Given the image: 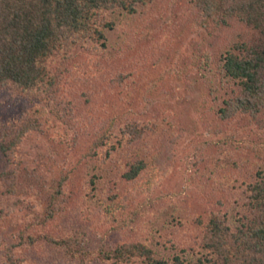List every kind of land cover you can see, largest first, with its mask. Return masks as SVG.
<instances>
[{
  "label": "trees",
  "instance_id": "16d2710c",
  "mask_svg": "<svg viewBox=\"0 0 264 264\" xmlns=\"http://www.w3.org/2000/svg\"><path fill=\"white\" fill-rule=\"evenodd\" d=\"M157 2L0 0V92L16 100L13 107L29 100L36 109L34 115L41 116L38 126H47L48 133H69L77 147L88 143L84 150L87 161L100 158V153L108 157L106 161L112 155L123 158L119 162L124 169L122 178L133 188L127 199L135 201L143 196L148 204L154 201L153 194L170 171L172 149L179 141L173 137L162 139L165 134L161 123L155 120L153 124H143L145 113L133 110L140 98L137 87H152L146 81L149 62L139 63L130 55L125 59L120 72L123 83L116 82L118 86L111 93L115 98L109 118L101 115L109 112L92 105L95 99L88 98L81 106L69 96H78L73 84L87 82L84 71L93 70L99 77L106 75L104 65L90 59V54L102 59L126 54L131 39L141 30L133 20L142 13L147 15V9L154 8ZM167 2L173 5L174 13L177 10L180 15L183 8L188 12L180 20L188 36L193 35V30L201 31L217 42L215 54L205 51L182 67L183 61L177 60L168 68V74L161 76L163 81L175 77L194 84L192 75L203 70L215 76L221 87L222 106L205 110L212 114L211 119L206 114L201 116L208 138L191 150L186 170L192 169V176L209 173L225 198L242 196L227 202L228 207L215 197L212 211L205 209L191 217L180 212L171 217L164 230L154 225L134 230L132 224L147 211L142 208L146 204L141 203L137 206L140 210L129 218L123 220L122 212L113 221L119 231L138 232L137 241L112 244L102 240L91 249V236L86 231L74 230L69 224L63 228L62 218L72 209L66 187L73 172L63 171L54 183L49 182L50 171L11 167L0 172V187H5L9 198L5 201H12L13 207L22 206V198L17 197L34 201L24 206V225L14 245L18 255L8 252L5 264H264V0ZM112 31L129 38L125 48L110 46L106 32ZM203 42L209 43L206 38ZM95 78V74L89 76V80ZM142 98L147 105L150 97L147 99L144 93ZM48 105L47 119L52 118L54 123L45 122L40 112L45 113ZM25 113L29 116V111ZM148 137L157 139L155 154L142 144ZM10 139L11 132L0 129L3 155L14 149L12 144L6 146ZM73 139H77L76 143ZM90 186L97 188L98 184L91 180ZM95 199L102 200L98 196ZM85 205L86 209L92 207ZM44 244L55 251L54 257L38 255ZM158 247L174 254L163 256Z\"/></svg>",
  "mask_w": 264,
  "mask_h": 264
},
{
  "label": "rangeland",
  "instance_id": "374dc122",
  "mask_svg": "<svg viewBox=\"0 0 264 264\" xmlns=\"http://www.w3.org/2000/svg\"><path fill=\"white\" fill-rule=\"evenodd\" d=\"M167 1L158 0L154 8L147 9V15H144L145 13L135 15L133 23L136 27L140 26L141 30L131 39V44H128L129 38L122 35V32H106L110 46L120 50L128 44L130 50H126V54L120 55V57L115 56L108 59L90 54V59H96L100 65H104L106 75L102 74V77H99L98 72L84 71L85 75L88 74L87 82L84 83L85 80H82V82L72 85L77 89L78 96L75 98L78 99L75 100L74 93L69 96L73 102L75 101L81 106L88 98L95 99L92 105L102 109V112H109L101 113L102 116L104 115L103 118H109L112 114L110 104L115 98V94L113 96L111 93L115 92V88L118 86L116 82L123 83L120 72L123 69V62L127 61L125 59L130 55L135 56L139 63L149 62L146 81L152 84V87L150 85L148 86L150 88L147 89L145 87L138 89L137 87L136 91L140 93V98L138 104L135 105L137 108L133 110L145 113L143 124H153L155 120L161 123L165 134V138L162 139L171 140L170 138L173 137L179 140L177 145L172 147L174 155L172 156L173 160L169 163L170 171L153 194L154 201L151 204H148L149 202L143 196L136 197L135 201L127 199L130 196L129 191L133 192V188L127 185V182L122 178L124 169L119 162L123 158L118 159L112 155L106 161L104 158L108 157L100 153L98 155L100 158L87 161L84 159L86 157L84 150L88 147V143L81 146L78 144L79 147H77V145H73V135H69V133L63 132L62 136L48 133L47 126H38L41 116L34 115L36 109H33L34 106L30 105L29 100H24L18 105L15 103L16 106L13 107L12 104L16 100L11 99L9 94L0 92V129H7L11 132V139L7 141L6 146L14 145V149L8 153L9 155H3L0 150V172L11 167H19V170L28 168L29 171H50L49 182L55 183L63 171H72L71 179L67 181L69 186L66 187L69 189L67 199H69V206L72 209L62 218L63 228L64 224H69L74 230L86 231L91 236L89 242L91 249H95L102 240L112 244L137 241L139 239L138 232L119 231L113 221L118 220L117 218L122 212L123 220L129 218L132 212L140 210L137 206L141 203L146 204L142 208H147V211L143 212L141 217L132 224V227L135 226L134 230H138L142 225H145L144 228L147 229L154 225L156 229L164 230L171 217H176L180 212L191 217V214H197L205 209L212 211L215 197L221 198L223 204L228 207L227 202L242 196L236 194L227 197V199L219 194L218 184L209 173L203 172L199 176H192L194 175L192 169L186 170V158L191 150L195 146L204 144L208 138L201 116L206 114L205 110L212 106L214 108L222 106L221 87L215 76L203 70L194 72L192 75L196 79L194 84H189V81H179L175 77L163 81L161 76L167 75L168 68L172 65L175 66L177 60L183 61V64H180L182 67L186 62L190 63L193 57L203 54L205 51L215 54L217 42L215 39L214 41L209 36L203 35L201 31L193 30V35L188 36L184 32L186 25L183 26L180 21L188 12H185V8H183V11L180 9V15L177 10L174 13L173 5H169ZM184 20L186 23L187 19ZM203 37L208 40L211 47L204 44ZM161 41L163 43L158 44ZM159 45L160 47H158ZM190 56L192 57L190 58ZM93 68L96 69L97 66ZM92 74H95L96 78L89 80V76ZM189 85L193 86L191 87L193 90ZM157 89L159 92H156ZM144 93H146L147 99L150 97L147 105H145V99L142 98ZM207 98L209 101L206 102ZM214 98H218L216 102H214ZM41 104L43 106V103ZM48 106L45 113L41 109L40 112L45 116L43 119L45 122L54 123L52 118L47 119L51 105ZM26 111H29V116L25 113ZM206 117L211 119L212 114L207 113ZM28 118L32 120L26 123L25 120ZM73 140L76 143L77 139ZM156 140L154 137H148L142 144L146 146V149L151 147L155 154L158 152L156 151ZM102 159L105 161L102 162ZM91 180L98 184L97 188L90 186ZM118 186H122V189ZM126 188L128 190H125ZM1 191L4 196L0 195V204L2 205L0 206V264H5L8 260L6 257L8 252L15 256L18 255L14 245L18 240V232L24 225L26 213L24 206L34 200L31 201L28 197H17V200L22 198V206L13 207L12 201H5L8 198V195L5 194V187H0ZM127 195L129 196L127 197ZM97 196L102 200L97 201L95 199ZM85 204L91 205V209H86ZM110 210L115 212L116 217L110 215ZM66 219H69V222ZM56 225L58 226V224ZM42 249L38 255L54 257L55 251L47 244H44ZM158 250L163 256L174 254L171 251H164L162 247H158ZM27 254L30 252L27 251ZM19 255H23V252H19ZM76 264L81 263L77 262Z\"/></svg>",
  "mask_w": 264,
  "mask_h": 264
}]
</instances>
